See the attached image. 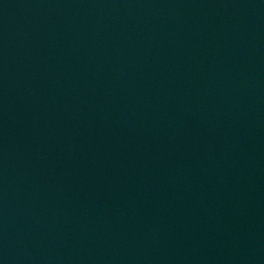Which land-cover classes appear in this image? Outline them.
Segmentation results:
<instances>
[{"label":"water","instance_id":"obj_1","mask_svg":"<svg viewBox=\"0 0 264 264\" xmlns=\"http://www.w3.org/2000/svg\"><path fill=\"white\" fill-rule=\"evenodd\" d=\"M0 264H264V0H0Z\"/></svg>","mask_w":264,"mask_h":264}]
</instances>
